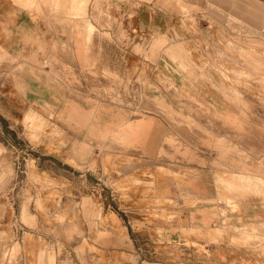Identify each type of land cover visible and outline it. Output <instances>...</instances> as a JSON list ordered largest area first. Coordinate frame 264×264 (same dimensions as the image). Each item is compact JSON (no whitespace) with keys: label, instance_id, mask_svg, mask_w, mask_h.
Returning a JSON list of instances; mask_svg holds the SVG:
<instances>
[{"label":"crops","instance_id":"0c3cea01","mask_svg":"<svg viewBox=\"0 0 264 264\" xmlns=\"http://www.w3.org/2000/svg\"><path fill=\"white\" fill-rule=\"evenodd\" d=\"M14 1L25 9H39L43 5L54 17L47 24L33 25L32 33L29 32L33 45L44 51L47 65L39 68L34 56L17 62L23 66L19 79L27 99L55 108L59 118L76 132L91 131L100 141L110 139L137 157L119 160L116 164L119 169L153 163L177 171L185 183L180 191L195 202L191 210L185 209L189 224L194 226L190 231L208 243L221 240L207 246L208 253L202 259L196 260V253L186 259L190 264H264V116L245 113L239 102H229L216 91L206 92L211 89L204 78L208 72L203 68H187L189 49L184 42L167 43L161 35L173 24L170 17L147 7L135 10L139 30L155 33L151 56L165 50L156 65L148 68L147 82L142 85L138 81L143 80L140 68H123V47L117 38H112L111 43L93 33L96 27L87 15L89 0ZM160 2H173L183 13L187 9L201 11L203 6L202 0ZM209 5V10L213 11L214 6L227 11L256 29L264 22L261 1L209 0ZM12 10L0 1V22L9 30L23 27L24 12L12 14ZM116 13L118 17L111 25L118 37L123 32L122 4ZM98 20L96 26L104 28L105 18ZM169 36L173 38L170 32ZM137 50L140 52L141 48ZM238 53L247 61H258L241 46ZM234 68L233 73L252 76ZM255 79L264 84V76L256 75ZM86 97L96 103L87 108ZM191 110L206 112L197 117L188 113ZM185 117H190V124ZM24 120L37 127L44 122L35 110L28 111ZM75 144L78 147L73 167L78 166L77 158L87 155L84 144ZM49 150L58 152L53 146ZM108 158L109 155L103 158L105 166L110 165ZM5 176L6 171L1 172L0 180ZM43 180L53 182L45 175ZM171 184L178 186L174 181ZM178 192L173 189L175 200ZM213 208L219 213L216 217ZM20 218L27 225L33 221L24 205ZM119 225L115 213L105 215L99 225L102 227L92 232L91 249L102 254L119 251L121 255L129 252L130 244L135 249L127 230L129 241L106 228ZM212 232L214 239L210 237ZM58 233L70 240L75 227L68 225ZM3 234L0 232V238ZM21 249L28 255L35 251L36 264H55V256L44 246H38L28 232L24 233L22 245L14 242L9 252L15 255ZM78 264L93 263L83 259Z\"/></svg>","mask_w":264,"mask_h":264},{"label":"rangeland","instance_id":"374dc122","mask_svg":"<svg viewBox=\"0 0 264 264\" xmlns=\"http://www.w3.org/2000/svg\"><path fill=\"white\" fill-rule=\"evenodd\" d=\"M0 1L13 8L12 14L24 12L25 20L23 27L14 30L0 22V173L6 171L0 180V232L4 233L0 238V264H36L35 251L32 255L25 254L23 249L15 255L9 252L14 242L22 245L25 232L55 256V264H78L83 259L93 264H190L186 259L194 253L196 260L202 259L208 253L206 247L221 240L208 243L190 231L194 226L189 224L185 209L191 210L195 202L180 191L185 183L176 170L153 163L119 169V160L137 157L110 139L100 141L91 131L76 132L59 118L55 108L27 99L19 79L23 66L17 62L34 56L39 68L47 65L44 51L33 45L29 32L33 25L47 24L54 17L43 5L39 9H25L14 0ZM202 1L201 11L187 9L183 13L173 2L163 4L160 0H89L87 15L96 27L95 35L111 43L112 38H117L123 47V68H140L143 80L138 81L145 85L148 68L156 65L165 50L151 56L155 33L139 30L135 10L147 7L166 14L173 24L161 35L167 43L184 42L189 49L187 68L208 72L204 78L211 89L206 92L216 91L229 102H239L245 113L264 116V84L255 79L256 75L264 76V22L260 29L253 28L227 11L214 6L213 11L209 10V0ZM121 4L123 32L115 37L111 24L118 17L116 10ZM261 15L264 16V8ZM99 18L106 20L105 31L96 26ZM240 46L258 61L240 56ZM99 60L102 65V59ZM174 65L180 68L178 63ZM233 67L252 76L233 73ZM95 103L86 97L87 108ZM30 110L42 116L43 125L37 127L24 120ZM205 112L188 113L201 117ZM185 119L190 124V117ZM75 143L84 144L87 155L77 158L78 166L73 167L78 147ZM50 146L58 152L49 150ZM105 155H109L110 165H104ZM43 175L53 182H45ZM173 181L177 188L171 184ZM173 189L179 191L176 200ZM23 205L33 217L30 225L20 218ZM111 212L120 219V225L106 228L117 231L126 240L128 232L135 245L133 249L129 242V252L123 255L119 251L98 253L90 246L92 232L102 227V218ZM212 212L214 217L219 215L216 208ZM68 225L75 227L70 240L58 233ZM210 237L214 239V232Z\"/></svg>","mask_w":264,"mask_h":264}]
</instances>
